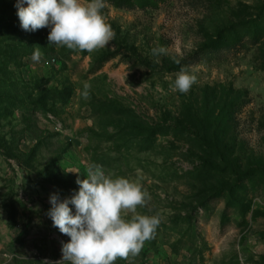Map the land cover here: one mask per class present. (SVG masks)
Here are the masks:
<instances>
[{"label": "rangeland", "instance_id": "1", "mask_svg": "<svg viewBox=\"0 0 264 264\" xmlns=\"http://www.w3.org/2000/svg\"><path fill=\"white\" fill-rule=\"evenodd\" d=\"M15 3L0 0V264L61 258L49 196L90 163L149 194L125 219H161L115 264H264V0H105L115 38L91 53L22 30Z\"/></svg>", "mask_w": 264, "mask_h": 264}, {"label": "clouds", "instance_id": "2", "mask_svg": "<svg viewBox=\"0 0 264 264\" xmlns=\"http://www.w3.org/2000/svg\"><path fill=\"white\" fill-rule=\"evenodd\" d=\"M104 6L105 0H16L14 5L22 30L47 28L49 44L89 53L115 38L103 15ZM151 51L153 56L165 53L163 47ZM41 58L36 46L31 60L39 63ZM195 80L181 69L173 87L187 93ZM90 88L89 83H83L82 98H89ZM76 183L78 188L70 197L49 196L47 216L53 227L69 237L54 264H115L118 258L137 255L144 242L153 238L161 223L159 216L134 214L125 219L123 215L125 210L135 213L150 198L139 183L108 174L94 163L87 165V177L77 178Z\"/></svg>", "mask_w": 264, "mask_h": 264}, {"label": "trees", "instance_id": "3", "mask_svg": "<svg viewBox=\"0 0 264 264\" xmlns=\"http://www.w3.org/2000/svg\"><path fill=\"white\" fill-rule=\"evenodd\" d=\"M181 63H182V62L178 63V64L176 65V68H178V67L181 65Z\"/></svg>", "mask_w": 264, "mask_h": 264}]
</instances>
